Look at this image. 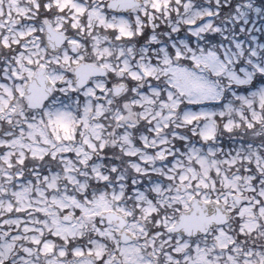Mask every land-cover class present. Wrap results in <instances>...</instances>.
<instances>
[{"label":"snow or ice","instance_id":"obj_1","mask_svg":"<svg viewBox=\"0 0 264 264\" xmlns=\"http://www.w3.org/2000/svg\"><path fill=\"white\" fill-rule=\"evenodd\" d=\"M0 264H264V0H0Z\"/></svg>","mask_w":264,"mask_h":264}]
</instances>
